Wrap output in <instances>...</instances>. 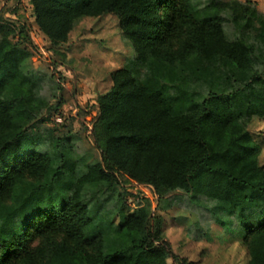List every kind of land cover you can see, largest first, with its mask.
<instances>
[{
	"label": "trees",
	"instance_id": "1",
	"mask_svg": "<svg viewBox=\"0 0 264 264\" xmlns=\"http://www.w3.org/2000/svg\"><path fill=\"white\" fill-rule=\"evenodd\" d=\"M30 3L55 54L80 20L113 15L135 56L97 98L101 158L86 161L35 129L52 107L43 77L22 70L30 31L0 16V264H194L172 252L149 199L128 206L123 181L160 199L209 196L228 247L264 264V148L249 129L264 118V12L251 0Z\"/></svg>",
	"mask_w": 264,
	"mask_h": 264
},
{
	"label": "rangeland",
	"instance_id": "2",
	"mask_svg": "<svg viewBox=\"0 0 264 264\" xmlns=\"http://www.w3.org/2000/svg\"><path fill=\"white\" fill-rule=\"evenodd\" d=\"M251 1L264 12V0ZM0 16L16 26L25 25L30 31L32 55L22 63V70L43 77L41 92L52 107L35 122V129L68 140L86 161L100 160L101 151L95 147L92 135L99 110L97 98L111 87L110 71L130 63L135 56L131 41L120 32L117 18L103 15L80 20L68 41L58 48L62 55H57L35 23L30 0H0ZM225 16L230 19V13ZM224 27L227 38L233 39L232 23L227 21ZM17 39L16 34L14 40ZM59 100L63 103L55 110L53 107ZM58 115L63 117L62 123L55 122ZM48 116L49 119L41 121ZM249 129L264 148V118H254ZM123 182L132 194L127 198L132 209L139 202L137 197L151 201L153 213L162 218L165 240L174 254L194 264L246 262V251L238 242L228 247L233 241L232 232L216 220L211 210L214 201L209 196L179 191L160 199L151 185ZM234 225L229 228H235ZM169 263L179 264L173 259Z\"/></svg>",
	"mask_w": 264,
	"mask_h": 264
},
{
	"label": "built area",
	"instance_id": "3",
	"mask_svg": "<svg viewBox=\"0 0 264 264\" xmlns=\"http://www.w3.org/2000/svg\"><path fill=\"white\" fill-rule=\"evenodd\" d=\"M62 121H63V117L61 115H58L57 117H55L56 123H62Z\"/></svg>",
	"mask_w": 264,
	"mask_h": 264
}]
</instances>
